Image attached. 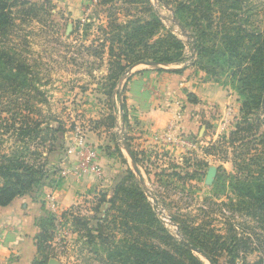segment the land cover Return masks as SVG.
<instances>
[{
	"label": "trees",
	"instance_id": "1",
	"mask_svg": "<svg viewBox=\"0 0 264 264\" xmlns=\"http://www.w3.org/2000/svg\"><path fill=\"white\" fill-rule=\"evenodd\" d=\"M161 3L174 5L175 21L193 40V66L197 71L204 74L206 81L235 92L239 98L241 117L231 133L230 143L245 148L246 152L237 156L245 160L233 161L235 173L225 176L226 188L234 197L225 206L232 215L249 218L257 225L260 234L253 236L259 241L260 237L264 238V119L260 117L264 114V29L249 28L252 13L248 0L174 3L161 0ZM96 7V14L104 13L107 19V24L98 28L101 52L96 54L103 59L106 53L113 67L107 96H112L119 77L140 63L174 66L185 62L184 42L165 28L151 0H97ZM42 10L38 4L26 0H0V99L2 96L29 98L31 91L39 94L29 68L16 50L8 47L7 41L17 16L32 19ZM119 12H126L127 20H119ZM91 25H84L85 33ZM191 102L195 103L192 99ZM121 109L125 110L124 103ZM109 119L112 126L114 119L112 116ZM122 120L127 123L126 112ZM15 121L0 123L5 133L11 132L21 143L7 154L0 152V207L34 190L60 187L47 166L56 136L64 132L62 124L57 122L54 128L35 120L26 119L19 125ZM31 144L35 149H31ZM115 152L124 162L118 145ZM130 154L137 164L134 153L130 151ZM193 173L196 175V171ZM173 176L181 178L177 173ZM135 178L130 169L118 177L111 198L107 200L105 194H100L92 216L74 214V206L61 214L64 224L70 225L71 234L85 241L81 251L88 249L90 263L87 264H204L190 247L197 249L210 264H218L221 258H228L227 264H235L241 255L252 251L251 234L239 235L231 227L221 235L183 224L179 226L181 236L190 247L177 241L157 221ZM218 181L216 186L225 189L224 183ZM55 223L57 218L53 214L40 219L32 264H47L54 258L51 244ZM260 245L264 244L260 242ZM255 264H264V257Z\"/></svg>",
	"mask_w": 264,
	"mask_h": 264
},
{
	"label": "rangeland",
	"instance_id": "2",
	"mask_svg": "<svg viewBox=\"0 0 264 264\" xmlns=\"http://www.w3.org/2000/svg\"><path fill=\"white\" fill-rule=\"evenodd\" d=\"M26 1L38 4L43 10L32 19L17 16L7 45L16 50L22 63L29 68L39 94L31 91L29 98L20 99L2 96L0 123L16 120L15 123L19 125L23 120L29 119L47 123L54 128L58 126L57 122L62 124L64 132L56 136L55 149L49 154V172L54 173L58 170L59 162L71 156L75 160L72 166L75 176H93L98 182H106L103 185L106 187L94 192L97 196L83 198L76 204L73 213L92 216V209L100 194L108 191L105 194L111 198L109 192L115 180L130 169L135 174V180L147 198L155 218L177 241L186 242L180 232L183 224L200 226L221 235H225L231 227L237 234H251L254 239L250 245V254L241 255L235 264H255L263 258L264 245H260V242L264 244V238L260 237L259 242L253 236V233L260 234V229L251 219L232 215L225 206L228 199L234 198L229 188H226L228 181L225 176L235 173L233 161L245 160L244 157L237 156L246 152L245 148L238 147L239 143H230L231 133L235 131L241 117L237 109L238 96L235 95L236 103L231 102L233 99L230 98L228 105L221 108L222 110L212 106H198L201 125L193 132L180 134L172 129L171 124L161 131L149 128L144 130L142 121L128 108L125 100L131 74H135L137 68L133 71L127 70L119 77L111 97L106 94L107 86L111 84L109 75L113 73V67L108 63L106 53L103 59L96 54L101 52L99 44L102 37L98 28L107 24L106 14H96L97 0ZM170 1L174 3L178 0ZM151 2L165 28L184 42V61L188 62L186 66L191 75H195L198 71L193 66V40L175 21L174 5H165L157 0ZM248 9L252 13L248 21L249 28L264 29V0H248ZM125 13L119 12L118 19L127 20ZM86 24L92 25L85 33ZM202 80L206 81L203 73ZM227 91L230 92L229 89ZM234 94L236 93L233 92L230 96ZM122 103L125 110L121 109ZM124 112L128 116L127 123L122 120ZM110 116L114 119L112 126ZM260 117L264 119V114ZM94 135L100 138L99 143ZM157 136H170L173 141H158ZM119 137L125 139L128 150L134 153L139 175H136L130 162H123L115 152ZM78 139H82V142L78 143ZM20 144L16 136L11 132L5 133L0 128L1 153L7 154ZM32 148L34 145L31 144ZM88 152L96 154V165L101 168L99 174L83 173L87 163H93L91 159H87ZM102 155L113 160L107 159L106 164H102ZM209 168L216 169L212 183L206 182ZM174 173L180 174L181 178L173 176ZM218 180L224 183L225 189H221L220 185L216 186ZM32 194L34 200L44 198L46 214L43 218L49 214L57 218L55 238L51 244L54 258L51 260L56 264L90 263L88 249L81 251V248H85V241L71 234L70 225L64 224V219L61 220L63 211L51 204V198L47 194L43 196L42 190H34ZM40 203L42 204L41 201ZM193 253L204 264H210L201 254ZM227 261L228 258H221L218 264H227Z\"/></svg>",
	"mask_w": 264,
	"mask_h": 264
},
{
	"label": "crops",
	"instance_id": "3",
	"mask_svg": "<svg viewBox=\"0 0 264 264\" xmlns=\"http://www.w3.org/2000/svg\"><path fill=\"white\" fill-rule=\"evenodd\" d=\"M134 69L136 71L131 74L125 100L128 108L142 121L144 130L149 128L161 131L171 124L174 131L187 134L201 125L198 106H212L222 110L221 108L228 105L230 98L233 99L231 102L237 101L236 94L230 96L233 94L231 90L228 92L216 83L203 81L202 72L191 75L185 63L153 67L138 64L128 70ZM191 99L195 103L191 102ZM94 138L99 143L100 138ZM119 149L126 162L131 163L130 151L123 147ZM107 159L113 160L102 155L101 163L106 164ZM74 162V157L71 156L59 162L58 170L52 176L60 182L58 189H42L43 196H51V204H55L62 211L80 203L83 198H94L93 196H97L94 193L96 189L106 187L103 186L106 182H98L93 176H75L72 171ZM136 168L138 170L137 166ZM112 192L113 187L109 193L112 195ZM105 193L108 191L102 192ZM107 195L106 199L109 200ZM33 198L31 193L0 207V264H32L36 257L35 237L40 232L39 221L46 214V206L43 204L44 198Z\"/></svg>",
	"mask_w": 264,
	"mask_h": 264
},
{
	"label": "built area",
	"instance_id": "4",
	"mask_svg": "<svg viewBox=\"0 0 264 264\" xmlns=\"http://www.w3.org/2000/svg\"><path fill=\"white\" fill-rule=\"evenodd\" d=\"M190 62V61H189ZM186 65L188 64V62H184ZM81 138V137H80ZM158 139V141H161L163 140L164 142L165 141H168L169 143H171L173 140L170 136H166V138L164 137H160V136H157L156 137ZM118 147H127V143L125 142V139L124 138H118ZM82 142V139H78V143H81ZM80 154H82L80 152ZM87 159H91L93 163H87V166L83 169V173H96V174H99L101 172V168L99 166H97V161L96 160V154L93 153V152H88V155H87ZM51 196H49L50 198ZM64 212V211H63ZM62 212V213H63ZM60 221V220H59Z\"/></svg>",
	"mask_w": 264,
	"mask_h": 264
},
{
	"label": "water",
	"instance_id": "5",
	"mask_svg": "<svg viewBox=\"0 0 264 264\" xmlns=\"http://www.w3.org/2000/svg\"><path fill=\"white\" fill-rule=\"evenodd\" d=\"M158 2H161V0H157ZM194 49H195V46H194V43L192 42L191 43V52H192V56L195 57V52H194ZM142 65H145V66H148V67H153V66H156L157 64L155 63H152V62H143V63H140ZM119 86H120V83H119ZM124 148H127V147H124ZM130 159H131V165L133 167V170L134 172L136 173V175H139V172L136 168V164L135 162L133 161L132 157L129 156ZM216 176V169L215 168H209L208 171H207V174H206V182L207 183H212L213 182V179L215 178ZM139 177V176H138ZM139 179V178H138ZM139 181H141L139 179ZM185 245L189 246L187 242H184L182 241ZM190 247V246H189ZM191 250L193 252H196V253H199L197 249L193 248V247H190ZM203 256V255H202ZM204 257V256H203ZM205 258V257H204ZM206 259V258H205ZM48 264H56L54 260H49Z\"/></svg>",
	"mask_w": 264,
	"mask_h": 264
}]
</instances>
